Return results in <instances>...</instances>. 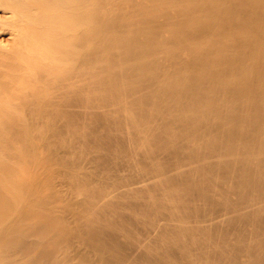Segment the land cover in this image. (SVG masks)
<instances>
[{
	"label": "bare ground",
	"instance_id": "bare-ground-1",
	"mask_svg": "<svg viewBox=\"0 0 264 264\" xmlns=\"http://www.w3.org/2000/svg\"><path fill=\"white\" fill-rule=\"evenodd\" d=\"M0 10V264H264V0ZM75 146L111 161L102 183Z\"/></svg>",
	"mask_w": 264,
	"mask_h": 264
},
{
	"label": "rangeland",
	"instance_id": "rangeland-1",
	"mask_svg": "<svg viewBox=\"0 0 264 264\" xmlns=\"http://www.w3.org/2000/svg\"><path fill=\"white\" fill-rule=\"evenodd\" d=\"M0 11H2V10H0ZM6 19H7V16H5L4 12L3 11L0 12V21H2V22H0L1 23V26H0V42H3L4 44H8L9 45V44L14 43V42H10L11 41L10 32H9L10 30L7 28L8 26L6 27L7 24L3 23L4 21H6ZM11 48H9V51H10ZM12 50H13V48H12ZM91 93H92L93 96H95L93 98V104L92 105H94V106L96 104L100 105V104H102L103 101H105L104 100L105 99V97H104L105 96V92H104V90L102 88L101 89H96L93 86L91 88ZM91 108H93V107H91ZM90 118L92 120L93 116L90 115ZM91 120L88 121V123H90L88 126H91V123H92ZM95 126L92 125V127H95ZM96 127H97V129L98 128L99 129L98 130L95 129ZM96 127L93 128V129L91 128V130L96 131V132H98L100 130L103 131L102 130L103 128H101V125H99V127L97 125ZM57 130L60 131L61 134L56 139H50V143H48V145H47V147L50 148L51 151H53V152H55V151L56 152H60L62 150H65V149H63L64 145H69L71 141H74V137L71 135V133L65 132L67 129H65L64 127L59 126V127H57ZM67 155H71V157L68 156V160L71 161L72 163L78 162L81 165H85L86 168H89L87 170L90 172V174L92 176L91 179H92L93 182L102 183L105 180V179L101 180L102 179V175H103L104 172H107V170H108V165L107 164L110 165L111 161L108 160V158H105L104 162H102L100 160H96L97 162H94L93 161V157L94 156L97 159H100L102 157V155L99 152H97L96 150H94L93 148H86L84 150H82V149L78 150L76 148V146H75V148L70 150V153H68ZM114 163L115 164H117V163L119 164V159L116 162H114ZM57 184H58L59 188H61L64 191V193L69 198H71L72 200L76 199V201L80 200L81 196H80L79 192H77V190H75V188L72 186V183L70 181L66 180L65 178H57ZM98 189L101 190V192H104V188H98ZM142 189L144 190L145 187H142ZM144 191H146V189ZM232 200L234 202H236L237 201V197L233 196ZM120 213L122 214V216L124 218H126V217L129 218V216H130V215H127L128 213H127L126 210H120ZM123 213H126V214L124 215ZM193 224H194V222H193ZM157 235L158 234H148L147 235V239L149 241H154V240H156L158 238ZM232 243H233V246H236L237 243H239V241H237V240L236 241H232ZM172 249L176 251V244H173V248ZM246 249H248V247ZM251 249H253V248L251 247ZM177 257L181 259L180 260L181 263L185 262L183 260L186 257L184 254L177 252ZM240 259L243 262H247L248 261V258H246V255L243 254V253L240 254ZM193 262H196V264H201V261H200L199 258L193 260Z\"/></svg>",
	"mask_w": 264,
	"mask_h": 264
}]
</instances>
